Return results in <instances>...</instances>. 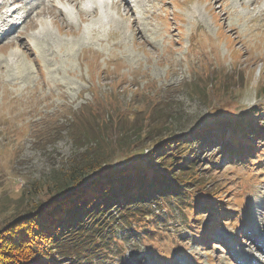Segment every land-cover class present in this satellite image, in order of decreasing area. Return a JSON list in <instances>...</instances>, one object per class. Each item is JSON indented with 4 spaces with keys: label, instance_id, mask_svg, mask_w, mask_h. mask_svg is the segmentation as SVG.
<instances>
[{
    "label": "rangeland",
    "instance_id": "1",
    "mask_svg": "<svg viewBox=\"0 0 264 264\" xmlns=\"http://www.w3.org/2000/svg\"><path fill=\"white\" fill-rule=\"evenodd\" d=\"M26 1H17L29 17L11 23L16 30L4 31L0 21V227L61 193L72 166L96 169L105 162L117 171L141 160L140 169L159 146L192 132L201 164H214L203 173L212 176L206 193L232 190L229 205L211 206H220L223 218L211 214L187 231L175 205L167 204V212L157 200L151 216L162 223L151 239L118 230L116 244L94 245L96 238L82 234L83 254L91 264H254L261 258L264 156L253 141L251 154L240 155L237 145L247 142L233 143L234 131L225 127L248 118L254 124L259 116L264 127L262 0H140L146 11L135 10L134 17L120 0H105L95 16L78 3L68 4V15L58 0ZM5 5L0 0L1 19ZM221 78L227 84L219 93L213 89ZM203 119L222 121L201 126ZM215 219L219 225L211 228Z\"/></svg>",
    "mask_w": 264,
    "mask_h": 264
},
{
    "label": "trees",
    "instance_id": "2",
    "mask_svg": "<svg viewBox=\"0 0 264 264\" xmlns=\"http://www.w3.org/2000/svg\"><path fill=\"white\" fill-rule=\"evenodd\" d=\"M225 81L224 78L216 79L213 90L220 93L227 84ZM220 121L203 119L201 126ZM259 125L248 118L245 123L235 122L225 128L231 127L234 131L233 143L237 142L239 134H245L258 137L261 142L256 146L264 141V129ZM206 130L200 131L204 133ZM175 139L172 144L166 142L167 145L159 146L140 169L137 167L141 160L125 164L117 171L104 168L105 162H101L96 169L92 165L87 168H84L85 165L72 166L61 193L0 227V264H65L66 261H69L66 264H91L94 259L88 253L84 255L86 251L81 249L82 234L96 238L94 245L116 243L118 226L129 236L134 233L151 239L149 235L154 233V229L160 230L158 227L162 222L147 220L145 216L153 213L149 210L150 204L157 200L176 205V213L182 215L183 227L187 230L188 224L197 221L191 213L201 206V202L205 207L225 205L229 199L227 193L223 192V196L214 201L216 189L220 191V187L206 193L212 176L207 179L203 173H212L214 164L207 159L201 164L198 155H195V147L201 146L198 136L191 132L181 136L180 140ZM248 147L250 149L251 145L238 144L236 148H240L238 153L244 156ZM234 151L230 150L231 153ZM82 169L91 170V174L81 175ZM155 206L151 207L155 209ZM143 211L145 214L142 216L140 212ZM188 217L190 221H187ZM133 219H138V222L134 223Z\"/></svg>",
    "mask_w": 264,
    "mask_h": 264
},
{
    "label": "bare ground",
    "instance_id": "3",
    "mask_svg": "<svg viewBox=\"0 0 264 264\" xmlns=\"http://www.w3.org/2000/svg\"><path fill=\"white\" fill-rule=\"evenodd\" d=\"M10 1V0H9ZM9 1L8 0H6V5H5V7L9 4ZM11 1H18V0H11ZM50 1V0H49ZM65 2H64V4H66V8H63V10L69 15L70 14V11H72L70 8H68V4H69V6H72V5H76V3H78V4H80L81 5V9L83 8V6L85 7L84 8V10H86V12L87 13H91V14H94V16H95V14H97V12H98V9H99V6L97 5V3H95V1L96 0H64ZM42 2V1H41ZM120 2H121V4L122 5H120L123 9H124V11H125V13L127 14V16L128 15H133V17H134V12H135V10H136V12L137 13H139L140 14V12H145L146 11V7H145V5L142 3V1H140V0H120ZM87 3H91V5L92 6H90V4H87ZM262 4H263V6H264V0H262ZM22 8H23V6L22 5H20ZM8 8H11V5H8L7 6ZM6 7V8H7ZM147 8H148V6H147ZM70 9V10H69ZM83 10V9H82ZM140 11V12H139ZM100 13V12H99ZM98 13V14H99ZM124 13V14H125ZM195 13H197V12H195ZM38 14H40V12L38 13ZM102 14H104V13H101L100 15H102ZM125 14V15H126ZM6 15V12L3 14V18L1 19L0 18V21L2 22V24L4 25V26H8L6 23H7V18H9V17H6L5 16ZM130 15V16H131ZM12 15H10V17H11ZM129 17V16H128ZM138 19V18H137ZM140 20V19H139ZM134 23H136V21H134ZM16 25H17V21H16ZM136 26V25H135ZM9 28H12L13 30L16 28L15 27V25H13V24H10L9 26H8ZM3 31H1L0 30V36H4V34L5 33H2ZM257 250V249H256Z\"/></svg>",
    "mask_w": 264,
    "mask_h": 264
}]
</instances>
